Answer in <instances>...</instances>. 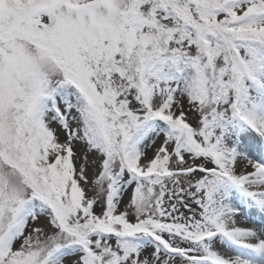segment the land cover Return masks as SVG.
Wrapping results in <instances>:
<instances>
[{
    "label": "snow or ice",
    "instance_id": "1",
    "mask_svg": "<svg viewBox=\"0 0 264 264\" xmlns=\"http://www.w3.org/2000/svg\"><path fill=\"white\" fill-rule=\"evenodd\" d=\"M0 264H264V0H0Z\"/></svg>",
    "mask_w": 264,
    "mask_h": 264
}]
</instances>
